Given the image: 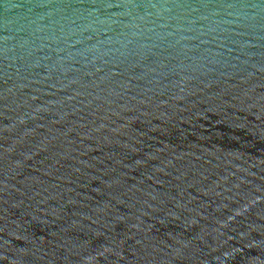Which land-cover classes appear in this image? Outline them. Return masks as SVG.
Masks as SVG:
<instances>
[{
  "label": "water",
  "instance_id": "obj_1",
  "mask_svg": "<svg viewBox=\"0 0 264 264\" xmlns=\"http://www.w3.org/2000/svg\"><path fill=\"white\" fill-rule=\"evenodd\" d=\"M0 264H264V0H0Z\"/></svg>",
  "mask_w": 264,
  "mask_h": 264
}]
</instances>
